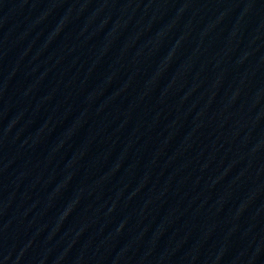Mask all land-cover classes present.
I'll return each instance as SVG.
<instances>
[{
	"label": "water",
	"instance_id": "water-1",
	"mask_svg": "<svg viewBox=\"0 0 264 264\" xmlns=\"http://www.w3.org/2000/svg\"><path fill=\"white\" fill-rule=\"evenodd\" d=\"M264 104V0H228Z\"/></svg>",
	"mask_w": 264,
	"mask_h": 264
}]
</instances>
